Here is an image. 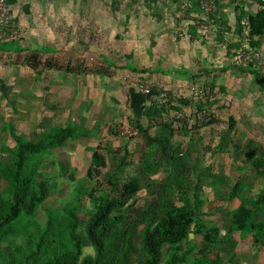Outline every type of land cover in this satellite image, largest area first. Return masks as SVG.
<instances>
[{"label": "rangeland", "instance_id": "374dc122", "mask_svg": "<svg viewBox=\"0 0 264 264\" xmlns=\"http://www.w3.org/2000/svg\"><path fill=\"white\" fill-rule=\"evenodd\" d=\"M187 2L5 0L16 34L0 51V168L15 159L12 134L33 143L60 128L74 134L28 157L30 191L43 174L48 195L0 235V264H52L67 254L71 264H96L86 227L98 203L117 199L129 180L139 191L99 229L98 264H145L144 233L175 209L191 213L193 222L181 243L160 248L155 264H264V237L231 226L241 185V196L255 203L253 222L264 220V175L256 170L264 160V116L258 124L253 113L264 45L254 50L257 61L234 66L248 42L231 44L230 35L199 29L196 5ZM141 80L180 96L210 90L204 111L217 121L186 131L177 126L172 134L153 127ZM173 115L163 117L174 123ZM2 178L0 200L8 201ZM202 229L220 241L205 242Z\"/></svg>", "mask_w": 264, "mask_h": 264}, {"label": "trees", "instance_id": "16d2710c", "mask_svg": "<svg viewBox=\"0 0 264 264\" xmlns=\"http://www.w3.org/2000/svg\"><path fill=\"white\" fill-rule=\"evenodd\" d=\"M244 9L236 8L237 15L235 18L236 23L239 26V22L244 16H248L249 21V33H248V43L252 50H256L260 45V37L264 34V8H260L256 13H245ZM257 38V39H256ZM256 39V40H253ZM15 41H10L8 43L0 42V51H3L4 45L13 44ZM254 83L259 86L260 90H264V77H256ZM168 94H176L173 91H166ZM153 93H157L153 91ZM187 102L183 99L178 100V106H159L156 102H150L146 106L145 117H149V122L162 121L159 126L165 128L170 134L175 132L177 126L179 129L186 131L188 129L201 128V126H211L217 120L216 116L211 115L208 111L206 112L204 121L197 124H187L181 120H177L174 123H168L163 116L169 114V112H177L181 109L187 107ZM205 103H201L197 106V113H201L206 107ZM196 114H192L193 121L196 122ZM136 117L140 116L139 112L135 113ZM138 121V120H137ZM136 129L141 133L142 128L139 127L140 122ZM175 129V130H174ZM74 134L72 128H60L57 129L54 134L48 135L46 138L38 142H28L24 141L21 137L14 136L12 138L15 140L17 145L15 159L10 168H0V179L3 176L10 187V199L8 201L0 200V235L6 236L10 231V227L13 224L21 222V214L30 212L31 207L35 203L42 202L48 195L47 190V179L43 174L37 175V181L35 183L36 191L33 193L30 191V183L32 176L27 174V159L31 155H36L44 151L49 143L59 144L62 141L68 139ZM49 140L51 142H49ZM162 149L167 148L165 146V141L160 142ZM93 158L100 160L101 166L104 165V161L100 158L96 152L93 154ZM256 170L258 173L264 175V160L259 163ZM242 188L238 186V200L239 205L234 211L231 217V226L234 231L243 233L244 235L253 234L259 236V238L264 237V220L261 222L254 223V211L251 207L255 204L250 198L241 196ZM139 191V184L135 180H129L127 184L118 187V198L102 201L98 203L96 211L91 217L87 227L86 235L90 244L94 247L96 251V264L101 259L103 254V237L98 234L99 229L106 230L109 223V214L111 212H119L121 208L128 204V202L133 198V196ZM193 222V217L191 213L182 212L181 210L175 209L173 214L169 216L166 220L159 222L152 229L147 230L144 233L143 245L144 249L149 257V260L145 264H155L159 258L160 248L164 244L177 245L186 239L188 234L189 226ZM203 233V240L207 243H218L219 236L217 233L211 234L209 232L201 230ZM68 254L60 256L52 264H71L72 262L68 260Z\"/></svg>", "mask_w": 264, "mask_h": 264}, {"label": "built area", "instance_id": "2783aa9c", "mask_svg": "<svg viewBox=\"0 0 264 264\" xmlns=\"http://www.w3.org/2000/svg\"><path fill=\"white\" fill-rule=\"evenodd\" d=\"M196 7L193 8L198 11L197 15H192V17L196 18L194 21V25H199V29L207 30V34L211 35H222V37L226 38V36L230 35L231 38L230 43L232 42L238 43L241 40L244 42H248V33H249V21L248 16H244L239 22V26L236 21L228 24L223 22L221 25H218L217 21V13H216V4L217 0H194ZM256 4V6L260 8H264V0H251ZM186 9V8H184ZM187 13L185 11L180 12L181 18L185 20L184 14ZM237 15V11H235V16ZM190 22V21H188ZM202 22V23H200ZM186 27V26H185ZM228 27V28H227ZM16 34V25L12 20L9 10L5 6V0H0V42H10L13 41ZM207 34H205L207 36ZM179 36H182L181 34ZM195 40V39H193ZM196 41V40H195ZM258 54L254 52V50L250 49L248 43L242 44V48L240 52L237 53L235 58L233 59V65L239 68L247 67L248 64L252 63V61L258 60ZM153 91L157 93H153ZM140 93L146 98H150V101L154 98L152 102L158 103L159 106H178V100L183 99L186 101L187 107L185 109H181L180 111L174 112L172 119L181 120L187 124H201L205 116H207L206 112L203 110L201 113H197V106L203 103V100L206 96L210 94V90H205L202 88H192L190 92L186 95H175L168 94L162 87H154L151 85H147L145 80L140 81ZM188 111H187V110ZM196 122L193 121L192 114H196ZM152 126L160 124V121L151 122Z\"/></svg>", "mask_w": 264, "mask_h": 264}, {"label": "crops", "instance_id": "0c3cea01", "mask_svg": "<svg viewBox=\"0 0 264 264\" xmlns=\"http://www.w3.org/2000/svg\"><path fill=\"white\" fill-rule=\"evenodd\" d=\"M246 4H245V3ZM187 5L190 7L195 6V1L194 0H188ZM238 6V7H237ZM248 6L250 10L252 11L251 13H256V11L259 9L254 2L251 0H217L216 4V13L217 16H220L222 20L225 23L231 24L233 21H235V11L236 8H246ZM187 27V26H186ZM264 36V34H263ZM262 37V36H261ZM264 45V37L260 39V45L258 47V50H261ZM262 55V52H261ZM264 58V56H262ZM264 77V74H263ZM260 90V89H259ZM261 92H258V97H257V107L253 111L254 116L257 117L258 124H260V116H264V90H260ZM257 96V95H256ZM263 97V100H262ZM259 126V125H257ZM264 126V125H263ZM261 134V133H259ZM260 137V136H259ZM262 141L259 140V146ZM264 144V141L262 142Z\"/></svg>", "mask_w": 264, "mask_h": 264}]
</instances>
